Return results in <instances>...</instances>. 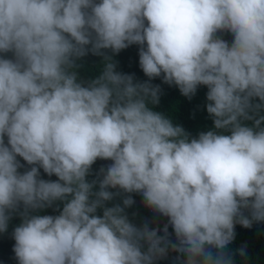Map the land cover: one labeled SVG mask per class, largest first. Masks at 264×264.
I'll list each match as a JSON object with an SVG mask.
<instances>
[{
	"label": "clouds",
	"instance_id": "clouds-1",
	"mask_svg": "<svg viewBox=\"0 0 264 264\" xmlns=\"http://www.w3.org/2000/svg\"><path fill=\"white\" fill-rule=\"evenodd\" d=\"M132 44L149 80L116 71ZM89 52L102 59L85 80ZM161 74L188 98L207 86L212 128L192 136L155 109ZM97 159L111 163L89 181ZM122 193L167 217L164 235ZM13 216L18 264H156L169 249L235 264V225L264 222V0H0V233Z\"/></svg>",
	"mask_w": 264,
	"mask_h": 264
},
{
	"label": "trees",
	"instance_id": "trees-1",
	"mask_svg": "<svg viewBox=\"0 0 264 264\" xmlns=\"http://www.w3.org/2000/svg\"><path fill=\"white\" fill-rule=\"evenodd\" d=\"M222 38L229 42L233 39L231 33H220ZM139 48L140 45L132 44L127 48L122 49L119 53L112 54L113 59L116 62V71L132 74L135 80L146 81L150 78L145 75L139 65ZM110 52V50H105ZM8 57L12 56V53L3 54ZM101 57L89 52L85 57L82 58L83 65L79 69L81 77L85 80L92 77L97 73V69L94 67L99 64ZM163 74L160 77L151 79L153 85H160V99L159 103L155 105V109L170 115L173 122L182 125L192 136H197L201 131H207L213 127V121L207 112L206 104V93L207 86H198L196 93L188 98L181 94L179 88L175 85H169L162 79ZM7 142V137H5ZM25 168H30L22 157H17ZM111 163L110 160L97 159L92 165V170L88 175L89 181L97 179V173L101 166H107ZM24 169H20L23 171ZM41 178L56 180L58 177L53 174L48 176L47 173L40 169ZM99 185L97 184L94 190H98ZM115 191V190H113ZM131 195L134 198V204L126 208V212L137 225H143L148 223L150 227H157L161 229L160 235H164L162 229L163 225L167 223V217H164L158 212H153L144 205V198L139 193H122L121 196L114 198L113 202H121L123 196ZM112 203V202H110ZM44 214H58V210L54 207H50L44 211ZM98 214H102V210H98ZM245 214H248L247 211ZM19 222L18 216H13V219L9 223L7 232L0 233V264H18L13 251V245L15 243L12 232L15 225ZM169 239L176 242L174 229L169 225ZM241 246H245L247 256L241 257L235 250ZM228 250L234 254L235 264H264V222H253L250 228H246L240 224L235 225V239L228 246ZM183 256V254L169 249L167 256L159 258L156 264H178L176 257Z\"/></svg>",
	"mask_w": 264,
	"mask_h": 264
}]
</instances>
